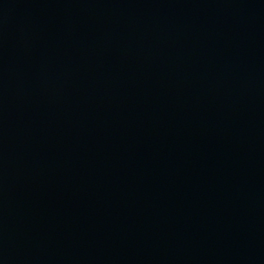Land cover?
<instances>
[{
    "label": "water",
    "instance_id": "obj_1",
    "mask_svg": "<svg viewBox=\"0 0 264 264\" xmlns=\"http://www.w3.org/2000/svg\"><path fill=\"white\" fill-rule=\"evenodd\" d=\"M0 264H264V0H0Z\"/></svg>",
    "mask_w": 264,
    "mask_h": 264
}]
</instances>
